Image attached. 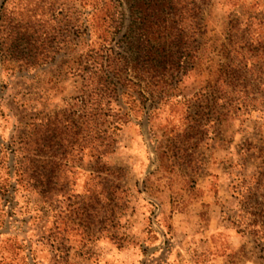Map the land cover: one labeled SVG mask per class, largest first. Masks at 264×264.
<instances>
[{
	"label": "clouds",
	"instance_id": "clouds-1",
	"mask_svg": "<svg viewBox=\"0 0 264 264\" xmlns=\"http://www.w3.org/2000/svg\"><path fill=\"white\" fill-rule=\"evenodd\" d=\"M141 3L0 0V264H264V0Z\"/></svg>",
	"mask_w": 264,
	"mask_h": 264
},
{
	"label": "rangeland",
	"instance_id": "rangeland-1",
	"mask_svg": "<svg viewBox=\"0 0 264 264\" xmlns=\"http://www.w3.org/2000/svg\"><path fill=\"white\" fill-rule=\"evenodd\" d=\"M224 71L227 73L229 72V69L225 67ZM258 114H259L258 110L254 109L252 112V116H256ZM83 184H84V177H80L76 188L77 192L83 190ZM17 203L20 204L21 202H17ZM21 206L23 207V211H21V214L19 216H16L15 212L12 209V206L7 203L4 204V207L8 208L9 218L15 217V220L18 221L20 224L32 226L30 228V231L32 232L33 236L36 237V239L39 241L36 245L37 248L36 254L38 257L43 258L42 261H38V264H51V261L48 259L49 257L48 246L43 242V240H40V233L37 231V229L46 228L47 234L50 236L52 234V229L56 228L58 226V223H64V221L59 219L56 209L54 208L51 209V212H49L42 205H38L37 208L32 210L31 215H25L24 213L28 212L29 209L27 208L26 203ZM59 250L60 249L58 248L57 251Z\"/></svg>",
	"mask_w": 264,
	"mask_h": 264
},
{
	"label": "trees",
	"instance_id": "trees-1",
	"mask_svg": "<svg viewBox=\"0 0 264 264\" xmlns=\"http://www.w3.org/2000/svg\"><path fill=\"white\" fill-rule=\"evenodd\" d=\"M166 6V0H142L141 7L148 9L154 8L157 10H163Z\"/></svg>",
	"mask_w": 264,
	"mask_h": 264
}]
</instances>
